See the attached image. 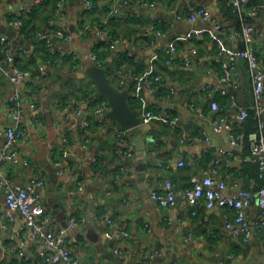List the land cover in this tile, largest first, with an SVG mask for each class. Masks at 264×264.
Listing matches in <instances>:
<instances>
[{"label":"crops","instance_id":"1","mask_svg":"<svg viewBox=\"0 0 264 264\" xmlns=\"http://www.w3.org/2000/svg\"><path fill=\"white\" fill-rule=\"evenodd\" d=\"M57 1L0 0V35L8 39L5 46L15 58L13 62L26 66L32 74L15 84L0 70V156L16 93L20 92L26 105L23 117L26 133L17 140L16 157L2 166L5 179L20 184L33 179L46 181L42 192L48 216L46 227L55 231L68 228L71 248L81 264H139L144 258L148 264H218L223 259L226 264H264V231L255 225L259 213L257 200L246 210L252 237L244 241L231 237L226 227L227 221L235 219L234 208L207 207L204 202L192 207L180 197L181 191L191 186V177L202 176L223 149L232 150L234 155H225L214 176L226 180L227 194L239 188L257 189L264 184L251 151L254 132L259 130L262 117L255 131L245 133L244 147L231 145L230 132L236 128L238 108L227 103L229 96L217 82L222 54L218 39L210 36L217 23L220 28L215 27L216 32H221L230 47L244 46L238 13L227 0L121 1L119 16L111 13L114 0H93L94 8L89 13H86L87 0H67L62 13L56 10ZM153 1L155 6L149 4ZM251 3L258 5L260 12L254 20L255 40L251 46L264 62V0ZM22 7L31 10L25 12ZM199 7L210 11V19L190 22L178 18L180 14L187 17ZM18 13L25 20L21 28L10 20L14 21ZM86 20L109 30L117 39L106 61L112 77L117 84L128 87L133 96L141 97L142 104L134 107L154 112L147 124L149 129L142 136L147 147L146 162L137 155L139 129L131 134L135 155L129 157L119 142L117 121L107 117L103 126L92 117L91 125L84 129L82 117L75 113L83 100L88 102L83 105L91 112L106 102L94 97V84L82 74L84 55L91 56L93 45L103 39L97 28L83 30ZM58 29L70 34L71 39H58L50 46L42 35ZM158 29L162 31L160 34ZM169 41H175L179 47V56L172 62H166L165 53L160 56L159 51V46ZM44 43L57 54L56 62L50 63V59L38 55L40 49L35 52ZM3 49L0 43V51ZM121 50L149 64L136 73L142 75L152 68V72L161 75L160 90L155 93L159 102H153L150 97L153 93L145 87L137 91L141 80L133 77L132 67H114ZM39 53L44 55L42 50ZM187 55L191 57L189 64L185 61ZM238 71L239 83L244 81L249 86L246 99L249 107L254 84L244 59L239 61ZM208 82L214 83L218 108L212 106L208 92L202 87ZM169 86L176 89L174 94H169ZM87 92L95 101H89ZM33 93L38 97L37 109L30 106ZM236 98L242 106L238 92ZM167 115L179 117L177 127L172 128L162 120ZM214 117L222 120L221 130H214ZM181 159L185 160L183 166L179 165ZM158 177L173 180L179 198L173 207L160 209L152 199V183ZM79 180L84 181V189L77 187ZM50 183L55 185L54 192L47 190ZM7 210L5 192L0 188V213ZM75 215L85 217V221L69 227L70 218ZM14 216V220H6V225L0 219L1 264H40L45 244L29 237L26 220L18 211ZM123 226L128 235L123 234ZM189 232L195 235L187 241L184 235ZM159 249L163 252L158 253Z\"/></svg>","mask_w":264,"mask_h":264},{"label":"built area","instance_id":"2","mask_svg":"<svg viewBox=\"0 0 264 264\" xmlns=\"http://www.w3.org/2000/svg\"><path fill=\"white\" fill-rule=\"evenodd\" d=\"M127 3L129 0H114V5L111 9L113 15H121L120 2ZM229 5L239 15V21L242 25V40L244 47L232 48L227 47L222 40H220L216 34L215 27L220 28V24H215V27L210 31V36L218 39L219 51L222 54L221 74L217 77V82L222 86L221 89L225 90V94L230 93L229 104L235 108H238L236 113V128L230 132V142L233 147L245 146V121L250 115V109H253L255 114L261 116L259 123V130L254 132L255 142L252 146V155L255 161L259 165V173L264 177V62H262L258 50L251 46V43L255 40V26L254 20L259 17L258 5L252 4L251 0H227ZM150 5L155 6L156 2H149ZM67 0H58L56 4V10L58 13H62L66 9ZM87 12L89 13L94 8V1H86ZM31 8L22 7V11L29 12ZM211 14L205 7H199L191 11L187 17L184 15H178L179 19L186 18L190 22H194L198 19L208 20ZM18 28L24 25L23 18L18 13L15 20L10 19ZM93 28H97V33L107 41H112L113 37L109 30L105 28H99L90 21H84L83 30L90 31ZM159 30V29H158ZM158 31V34H160ZM162 32V31H161ZM46 38L49 45L55 43L58 39H71V35L58 29L52 33L42 35ZM117 41V39H114ZM119 41V40H118ZM8 39L4 35H0V43L4 45L3 52L0 51V70L6 72L11 81L15 84L22 83L26 79H29L31 71L20 67L16 62H13L15 58L9 48L5 45ZM159 51H164L166 62H172L179 56V47L175 41H169L159 46ZM129 55H132L130 52ZM92 58L101 63L98 60L97 55L92 52ZM246 60L249 68L252 72V79L254 84L253 89V102L248 106H240L237 102L236 93L240 89L239 83V61ZM185 61L189 64L191 57L187 55ZM151 70L145 71V74L134 73L133 77L140 79L138 81L137 91L140 92L147 89L149 93H158L160 90V84L162 77L160 74L152 72ZM42 73H45L44 67L40 68ZM128 72V70H127ZM152 72V73H151ZM123 83V82H121ZM202 87L208 92V96L211 99L212 106L218 108L217 100L213 94L215 89L214 83H204ZM169 94H174L176 89L172 86L168 87ZM81 106L75 108V113L82 117V127L85 129L91 125L92 117H95L97 122L103 126L107 123V117L104 112L107 109L106 102H103L100 106L95 108L93 112L88 110L83 104L88 102L83 100ZM88 105V104H87ZM30 106L33 109L38 107V97L33 93ZM26 105L23 102V96L20 92L16 93L9 109V116L5 128V140L2 146V154L0 156V188L5 192V200L8 206V210L0 213V219L6 225V220H14V213L18 211L26 220V227L29 237L37 243L45 244V248L41 252V263L50 262H63L64 264H81L80 259L74 254L71 244L72 239L68 235V228H61L58 231L49 229L46 227L47 209L44 204L42 192L46 185L44 179H33L30 181L29 186H25L20 183L6 180L3 175L2 166L8 159H14L16 157L15 145L17 140L25 135L26 127L24 124V113ZM87 109V110H86ZM143 124H149L154 117L152 109L143 110ZM165 123L172 128L177 127L179 117L177 115H167L162 118ZM214 130L218 131L222 129V120L218 117H214ZM135 129H118V139L121 147L125 149V153L129 157L135 155V145L131 139V134ZM185 137V135H184ZM153 138V137H152ZM221 155L214 159L213 164L204 171L202 176L193 175L191 177V186L181 191L180 197L186 201L190 206L196 207L199 203L204 202L207 207L213 206H229L235 209L236 216L234 220L226 222L228 233L231 237L248 241L252 237V226L246 221V210L254 200H257L259 205V213L255 220L257 228L264 231V184H261L257 189L239 188L236 192L231 194L226 193L227 182L225 179H217L214 173L217 172V168L225 155L233 156L232 150L223 149L220 151ZM58 162V161H57ZM179 165H185V160L181 159ZM79 189H84L85 183L83 180H79L77 184ZM151 197L161 208L173 207L178 201V196L174 191L173 180L168 177H158L152 183ZM196 213V211H194ZM85 221L83 216H72L69 221V227H75ZM123 234L128 235L126 227L123 226ZM195 233L189 232L184 235L185 240L191 239ZM116 252H120L116 249ZM158 253H162L163 250H157ZM264 263V261H263ZM1 264V261H0ZM117 264H124L117 262ZM139 264H148L146 258L142 259ZM218 264H226L223 259Z\"/></svg>","mask_w":264,"mask_h":264},{"label":"water","instance_id":"3","mask_svg":"<svg viewBox=\"0 0 264 264\" xmlns=\"http://www.w3.org/2000/svg\"><path fill=\"white\" fill-rule=\"evenodd\" d=\"M216 33L223 43L227 47H230L227 41L224 40V37H222L221 32L217 30ZM84 61L85 69L82 74L94 84L96 89L94 97L104 98L109 105V109L104 112L105 116L112 121H117L121 129L138 128L140 130V134L136 136L137 155L141 160L146 162L148 160L147 147L145 139L142 136L149 128L147 124H143V108L134 107L130 101L132 96L131 90L128 87L117 85L106 66L95 61L89 54L84 55ZM194 63L196 64V61ZM249 94V86L246 82L242 81L238 90V99L242 106H248L246 99ZM150 97L154 100V103L159 102L155 94H150ZM262 116L264 117V112ZM139 137L141 139H138ZM147 140L149 139L147 138ZM58 170H60V167H58ZM22 184L29 186L30 180ZM54 186V183H50L47 190L54 192ZM89 189H92L91 185H89ZM66 226L68 227V224Z\"/></svg>","mask_w":264,"mask_h":264},{"label":"trees","instance_id":"4","mask_svg":"<svg viewBox=\"0 0 264 264\" xmlns=\"http://www.w3.org/2000/svg\"><path fill=\"white\" fill-rule=\"evenodd\" d=\"M21 17L23 18V21H25L23 15ZM112 37H113L112 41H114L115 38H114V36H112ZM93 46H94L93 51L97 55L98 60L101 61V63L104 66H106L108 71H109L111 66L110 65L108 66L106 61H107V58H108L110 52L113 51V49H112L113 46H112L111 41L109 42L106 39H101L100 38ZM243 47L244 46L242 45L241 48H243ZM38 49L42 50L44 55L42 53L40 54L39 53L40 50L38 51ZM37 51H38V53H37L38 55H42L44 58L46 57V59H50V63L51 62L52 63L56 62L57 54L52 53L49 50V48L46 45V43H44L43 45L38 46L35 52H37ZM163 52L164 51H160V56L163 55ZM45 53H46L47 56H45ZM34 61H35V64L37 65V69L36 70H38L39 64L37 62V57H35V56H34ZM113 65H114L115 68L116 67L119 68V67H123V66L124 67H132L135 73L137 71H143V70H145L146 68L149 67V64H147L144 61L136 60V58L133 55H129L126 50H124V51L121 50V51L118 52V54L116 56V59H115V62H114ZM247 65H248V63H247ZM19 66L24 68V69L27 68L26 66H22L21 64ZM109 73H110V71H109ZM114 82L117 84L115 79H114ZM132 84H134V83H132ZM117 85H119V84H117ZM119 86L120 87H124V86H121V85H119ZM229 94L230 93H228V95ZM86 97H88L89 101H95V99H93V95H91L89 92L86 93ZM132 97H134L135 101L132 99ZM132 97H131L130 101H131V103L133 105H135V106L139 105L140 106L142 104V99H141L140 96H137V95L133 96L132 95ZM100 99H103V98L100 97L99 100ZM227 103H229V101ZM259 119H260V116L256 115L253 109H250V115H249V117L247 118V120L244 123V125H245V133L246 132L250 133V132L255 131L257 129V127H258Z\"/></svg>","mask_w":264,"mask_h":264}]
</instances>
